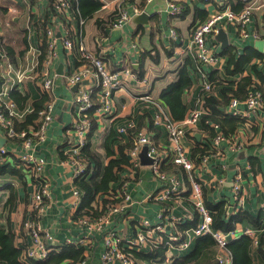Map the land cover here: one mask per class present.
<instances>
[{
	"label": "crops",
	"instance_id": "crops-1",
	"mask_svg": "<svg viewBox=\"0 0 264 264\" xmlns=\"http://www.w3.org/2000/svg\"><path fill=\"white\" fill-rule=\"evenodd\" d=\"M169 1L179 4L182 8L181 13L176 17L169 18ZM252 2L253 9L249 18L250 21L245 24L248 36L240 38L237 27L229 25L226 29H223L228 38V44L225 47L228 45L233 46L242 55L246 47L257 49L255 42L262 40L263 49L260 52L263 59L255 58L244 67L242 73L229 74L225 70L228 57L222 54L221 42L217 35L210 36L208 43H213L220 59L217 67H204V70L210 72L213 77V81L211 80L213 89L206 94L208 96L223 100L221 89L225 87L226 81H237L244 75L254 76L252 64H255L257 69L264 74V0H252ZM52 3L53 0H0L1 37L2 42H10L7 44H10L11 49H13L12 56L9 57L8 55L10 61L17 62L26 53H37L38 50L41 53V45L45 42L43 41L40 21L43 18L48 20L55 15ZM71 5L64 12L69 32L80 30L85 46L96 54L101 53V50H106L104 55L107 57L112 70L119 69L116 65L117 62L126 60L129 68L137 75V80L124 83L114 91L113 108L108 114H101L98 110H93V114L90 116V131L88 132L91 152L95 153L103 164H106L110 158L119 156L118 147L120 145L127 146V143L132 142V132L145 125L150 127L148 130L156 143H165L167 140L165 133L151 127L150 111L145 108L137 97L146 92L150 93L167 108L160 98L161 91L176 78L177 70L185 61H188L192 66V69L189 70L192 85L189 89L184 90L182 100L186 105V112L194 105L201 94L203 83L199 75L195 74L196 71L194 72L199 63L183 52L177 54L176 50L179 46L183 47L188 42L192 25L204 21L215 11L217 5L204 3L202 0H152L150 2L141 0L140 13L146 12L149 15L148 23H134L133 17L140 13H132L130 20L119 30L111 27L115 1H109L104 6L101 5L89 17H82L79 11L72 8ZM229 7L231 10L238 12L242 9L243 2L242 0H230ZM80 19H83L82 24H80ZM59 20L61 21L60 18ZM148 25L151 27L147 28ZM54 28L57 36V57L53 62L56 74L53 88L55 97L53 117L46 130L45 139L35 145V152L45 159L43 175L49 183L50 198L46 201L44 213L36 222L42 228L53 233L59 249L68 239L84 238L86 227L79 218H73L80 199L73 195V190L77 188L74 182L75 175L73 166L65 154L72 142L78 141V138H74L73 129H71V124L76 120L72 101L77 85L75 88L73 86L68 87L65 82V75L75 72L80 66L75 51L66 50L62 44L64 31L60 24L54 23ZM172 28L176 33L174 39H171L170 36ZM252 33L256 34V38L252 36ZM98 36L103 37V48H99L95 42ZM21 50L22 52H20ZM59 63L63 64L62 74L57 72ZM140 71L143 72L141 76L139 75ZM95 81L96 78L91 73L89 82L95 83ZM256 81L258 82V89H260L259 85L261 83L257 79ZM261 87H263L260 90L264 99V83ZM24 91L29 92L30 98L22 111L25 109L30 110L32 108L31 101L41 96V92L34 81H26L21 92ZM240 106L241 109L244 108L243 104ZM222 108L224 109V107ZM129 119L133 120L135 128L128 129V133L117 134L116 128L127 125ZM202 122L194 132L195 135L200 134L198 139L194 135V142H208V137L205 131L202 130ZM243 124H238L237 130L234 131L236 133L243 127L245 135L242 137L244 141L242 147L229 150L225 146V157L217 161L220 162L219 166H213L214 162H211V174L202 175L205 203L216 205L224 202L225 207L228 208H225L224 220L226 221L231 215V213H228L229 207L234 204L232 200V180L237 170H240L242 174L241 183L244 194L242 211L253 216H257L261 210L264 211V106L250 121ZM109 135L111 137L108 140V148L113 151L112 155H108L105 148V140ZM19 143L20 141H10L5 138L2 146L7 147V149L17 146L18 151H23L21 143ZM185 144L188 148L193 146L189 140H186ZM128 148L126 147L125 154ZM8 162L14 167L15 155ZM221 165H223V169ZM174 170L177 171L175 174L179 173L182 176L180 170L177 168ZM18 171L20 176L0 175V228L10 229L15 236L16 233H19L24 243L25 233L20 227V223L30 214L34 182H32V177L29 174L23 173L20 169ZM137 171V176L130 179L126 187V191L131 201H133L132 207L112 216L110 223L106 225V228H114L126 235L134 233L133 219H139L143 216L150 222H154L157 211L164 205V203L148 200V196L154 194L167 183L154 176L146 165L140 166ZM185 187L187 188V184ZM11 191L13 202L9 204L7 200ZM185 197L186 193L179 201H170L166 204L169 212L183 222L191 221L195 215L193 207ZM235 210L231 209L229 212L233 214ZM262 225L261 228L264 227V223ZM245 226L253 228V225L247 221L239 222L236 227ZM261 232L262 230L257 233L258 236ZM185 235L186 246L184 248L170 247L165 251L164 261H156L151 264H168L173 259L191 252L198 237L189 229ZM89 236L90 239L84 238L86 248L89 249L87 264H98L102 250L103 234L93 233ZM215 251H217V246L214 254ZM251 256V264H264L256 245L251 250ZM214 260H216L215 257ZM216 261L214 262L216 263ZM142 264L148 263L143 262Z\"/></svg>",
	"mask_w": 264,
	"mask_h": 264
},
{
	"label": "built area",
	"instance_id": "built-area-1",
	"mask_svg": "<svg viewBox=\"0 0 264 264\" xmlns=\"http://www.w3.org/2000/svg\"><path fill=\"white\" fill-rule=\"evenodd\" d=\"M97 1L102 6L109 1H115L114 16L111 21L113 29H121L130 20L132 13L138 14L141 12V0ZM145 1L150 2L152 0ZM202 1L217 5V8L204 21L192 25L188 42L183 47L179 46L176 50L177 54L183 52L199 63L194 72L196 71L195 74H198L203 81L200 96L180 121L174 120L161 101L150 93L146 92L137 97L145 108L150 111L151 127L163 131L167 140L162 144L156 143L152 139L148 125L134 130L132 132V146L126 151L129 163L119 173V176H122L121 178H124L125 181L112 184L108 195H101L115 201L110 203L105 212L96 218H88L87 216L79 218L86 227L85 239L86 237L90 239L89 235L93 233L103 234L102 250L98 264H136L133 250L144 251L151 247L184 248L186 246L185 233L188 229L196 237L210 235L214 238L217 243L216 259L218 264H231V253L227 248L228 242L242 235H248L256 245L258 244L257 233L264 230V227L260 229L249 226L235 227L227 232L216 229L213 226L212 211L206 206L203 195L202 175L211 174V162H214L213 166H219L220 162L217 161L225 157V146L229 150L242 147V142H244L242 137L245 135L243 127L245 125L243 124V127L236 133L225 136L219 129L218 123L204 119V122L215 130V134L207 142V151L193 158L191 155L193 146L188 148L185 144L186 140L194 144V132L200 127L203 117L209 113V109L204 106L203 95L211 92L213 86L210 80L211 73L205 71L204 67H217L220 55L213 43H208V38L217 35L220 30L226 29L229 25L237 27L240 38H246L248 33L245 30V24L250 21L249 18L253 9L252 0H242L243 7L239 12L230 9V0ZM70 2L71 0H53L52 6L55 15L48 20L43 18L40 21L46 48L45 56L41 61H39V50L37 53H26L17 62H12L5 52L0 49V135L10 141L20 139L23 148V151H18L17 146L11 149L0 146V163L6 164L15 155L14 167L25 174H29L32 177V182H34L30 214L20 223V227L25 233L24 243L19 233H16L15 236L16 245L22 249L19 259L23 264L44 261L52 252L58 250L53 233L42 228L36 222L44 213L46 201L50 198L49 183L43 175L45 159L35 152V145L45 139L46 130L53 117L55 100L53 88L56 76L53 62L57 57V36L54 23L60 24L64 31L62 44L66 50L75 51L80 66L75 72L65 75V82L68 87L77 85L72 101L76 120L71 124V129H73L74 138H78V141L72 142L65 151L68 161L73 166L75 178H85L90 174L87 170L88 160L80 152V149L86 144V136L90 131V116L93 114V110H98L101 114H108L113 108L114 91L124 83L137 80L136 73L129 68L126 60L117 62L116 65L119 69L112 70L107 57L104 55L106 50H101V53L96 54L85 46L80 30L69 32L64 12L71 4ZM168 6L169 18L176 17L182 11L181 6L173 1H169ZM82 23L83 19H80V24ZM1 30L2 23L0 21V34ZM170 36L171 39L176 37L173 28L170 30ZM252 36L256 38L255 33H252ZM95 42L99 48H103L102 36L96 37ZM233 52L236 56L240 55L237 48ZM91 73L96 78L95 83L89 82ZM26 81H34L40 92L47 94L48 98L43 108L37 112V125L17 131L14 127V118L20 120L30 110H18L15 102L10 97V93L14 90L21 91ZM241 104L244 106L243 109H241ZM263 106V94L258 89V82L254 80L245 99L238 100L236 97H230L224 107V112L229 117L243 119L244 123L257 115ZM130 128H135L132 119L128 120L127 125L116 128V132L117 134L128 133ZM144 146L146 147V156L152 160L146 166L150 168L154 176L167 183L154 194H150L148 200L164 203V205L157 211L154 222H150L143 216L139 219H133L134 233L126 235L114 228H106V225L110 223L112 216L132 207L133 201H131L126 187L128 181L137 176V169L144 166L139 158V153ZM170 163L182 169L185 178L187 177L189 181V188L185 187L183 175L165 173L162 170L163 166ZM221 168L223 169V165H221ZM241 180V171L237 170L232 180V200L234 202L232 207L236 209L234 213L242 211L241 206L244 204ZM186 192H189L187 201L195 211L191 221L195 219L196 224L183 230L179 229L178 225L184 222L169 212L166 204L170 201H179ZM81 194L80 189L75 188L73 190V195L76 198L80 199ZM228 213L232 214V212ZM84 238L68 239L63 243L86 249L83 258L64 264H87L89 249L86 248Z\"/></svg>",
	"mask_w": 264,
	"mask_h": 264
},
{
	"label": "trees",
	"instance_id": "trees-1",
	"mask_svg": "<svg viewBox=\"0 0 264 264\" xmlns=\"http://www.w3.org/2000/svg\"><path fill=\"white\" fill-rule=\"evenodd\" d=\"M70 3L72 4L71 7L77 9L82 17H89L101 6V3L97 0H71ZM2 14L4 13L2 12ZM112 16H114V14H112ZM7 43L10 42H2L0 34V49L10 57L13 54V49H11V45ZM234 49L235 47L229 45L222 49V54L228 57L225 70L229 74L242 73L244 67L247 64H250L255 58L263 59L261 52L253 47H246L244 49V53L237 57L233 52ZM40 50L41 53L39 61H41L45 56V44L41 45ZM20 52H22V50ZM251 67L254 76L244 75L237 81H226L224 84L225 87L221 89L223 100H218L214 96L203 95L204 106L209 109V113L203 117L202 130L205 131L208 140L215 134V130L209 127V124H206L204 119L218 123L219 129L225 136L234 134V131L237 130V125L243 124V119L229 117L225 114L224 109L222 110L221 108L225 107L230 97H236L238 100H244L248 89L251 88L254 80L256 79L261 83L259 86L262 90L263 87H261V85L264 83V74L257 69L255 64H252ZM190 69H192V66H190L188 61H185V63L177 70L176 78L167 84L162 89L160 94V98L166 104L171 117L176 121L182 120L185 116L186 105L182 100V94L184 90L189 89L192 85V80L189 75ZM142 74L143 72L140 71L139 75L141 76ZM210 80L213 81L212 75L210 76ZM10 97L15 102L17 109L23 110L29 101L30 95L28 91L21 92L19 90H14L10 93ZM47 98L48 95L41 92V96L38 99L31 101L32 108L22 119L18 120L14 118V127L17 131L37 125V112L43 108ZM88 136L89 134L87 135L86 144L82 147V154L88 160L87 170H90V175L85 178H75L74 182L82 194L78 208L73 215L74 219H78L83 216L96 218L105 212L110 203L115 201L107 197H102L101 195H108L112 184L125 181L124 178H121L122 176H119V173L124 170V166L129 163L128 155L125 154L124 151L126 147L130 148L132 146L131 141L127 143V146L120 145L118 147L119 156L116 158H110L106 164H103L100 158L95 153L91 152ZM110 137L111 135L107 136L105 140V148L108 155L113 154V151L108 148V140ZM19 140L20 139H16V141ZM207 149V142L204 143L195 141L191 149V155L195 158L196 155L204 154ZM175 168L182 172L184 183H186L187 188H189V181L187 177L185 178L183 171L179 166L170 163L163 166L162 170L165 173H176L177 171L174 170ZM4 174L20 176L18 169L11 166L9 162L6 164L0 163V175ZM188 193L189 192H186V199ZM12 202L13 193L11 191L7 203L12 204ZM206 206L212 211L213 226L224 232L234 229L236 225L242 221L249 222L255 228H261L263 226L262 223H264L263 210H261L257 216H253L245 211H239L231 214L226 221L224 220L226 208L224 202H220L216 205L207 203ZM195 224L196 220L194 219L193 221H186L179 224L178 228L184 230L194 226ZM263 242L264 230L259 234L258 244H256V249L264 261ZM216 246V241L210 235L198 237L195 247L191 252L185 256L173 259L168 264H218V261H216L217 251H215L216 253L214 254ZM253 247V239L248 235H242L239 238L231 239L227 245V248L231 253V264H251V250ZM166 249L168 248L151 247L150 249L144 251L133 250L136 264H142L143 262L148 264L156 261L162 262L165 260ZM85 251L86 249L84 247H77L73 244H62L60 248L57 251L52 252L46 260L36 263L32 262L31 264H64L65 262H75L84 257ZM21 252L22 249L15 243L14 233L10 229L0 228V264H23L19 259ZM214 257L216 260H214ZM214 261H216V263Z\"/></svg>",
	"mask_w": 264,
	"mask_h": 264
},
{
	"label": "water",
	"instance_id": "water-1",
	"mask_svg": "<svg viewBox=\"0 0 264 264\" xmlns=\"http://www.w3.org/2000/svg\"><path fill=\"white\" fill-rule=\"evenodd\" d=\"M148 20H149V15L146 12H142V13H140L138 15H135L133 17V22L136 23V24H141V23L146 24V23H148ZM217 37H218V39L221 42V47L225 48V46L228 44V38H227L226 33L223 32V30H220L219 33L217 34ZM255 47L259 51H262V49H263V41L262 40L256 41L255 42ZM62 69H63V64L59 63V65L57 67L58 74H62V72H63ZM75 87H76V85L74 86V88ZM195 136L198 139L200 137V134L197 133ZM4 141H5V138L0 136V146L3 145ZM139 158H140V162H141L142 165H148V164H150L152 162V160L146 156V147L145 146H144L143 150L139 153ZM231 209H233V207H229L228 212Z\"/></svg>",
	"mask_w": 264,
	"mask_h": 264
},
{
	"label": "bare ground",
	"instance_id": "bare-ground-1",
	"mask_svg": "<svg viewBox=\"0 0 264 264\" xmlns=\"http://www.w3.org/2000/svg\"><path fill=\"white\" fill-rule=\"evenodd\" d=\"M73 87H74V86H73ZM88 134H89V133H88ZM88 134H87V135H88ZM86 141H87V136H86ZM80 152L82 153V148L80 149ZM65 154H66V153H65Z\"/></svg>",
	"mask_w": 264,
	"mask_h": 264
},
{
	"label": "rangeland",
	"instance_id": "rangeland-1",
	"mask_svg": "<svg viewBox=\"0 0 264 264\" xmlns=\"http://www.w3.org/2000/svg\"><path fill=\"white\" fill-rule=\"evenodd\" d=\"M150 27H151V26H149V25L147 26V28H150Z\"/></svg>",
	"mask_w": 264,
	"mask_h": 264
}]
</instances>
